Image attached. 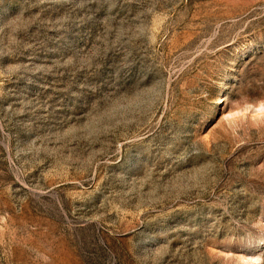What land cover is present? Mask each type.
<instances>
[{
    "label": "rangeland",
    "instance_id": "rangeland-1",
    "mask_svg": "<svg viewBox=\"0 0 264 264\" xmlns=\"http://www.w3.org/2000/svg\"><path fill=\"white\" fill-rule=\"evenodd\" d=\"M0 264H264V0H0Z\"/></svg>",
    "mask_w": 264,
    "mask_h": 264
}]
</instances>
